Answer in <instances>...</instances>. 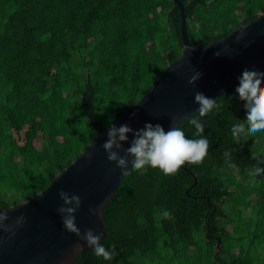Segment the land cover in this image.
Segmentation results:
<instances>
[{"label":"trees","instance_id":"1","mask_svg":"<svg viewBox=\"0 0 264 264\" xmlns=\"http://www.w3.org/2000/svg\"><path fill=\"white\" fill-rule=\"evenodd\" d=\"M181 1L195 46L264 13V0ZM181 23L174 0H0L4 208L46 188L153 88L182 54ZM214 99L221 107L208 114L203 163L174 175L130 168L104 210L101 243L115 245L113 259L86 251L72 264H264V175H248L264 160V132L235 143L231 127L246 120L245 102L238 93ZM180 128L200 138L187 120Z\"/></svg>","mask_w":264,"mask_h":264},{"label":"water","instance_id":"2","mask_svg":"<svg viewBox=\"0 0 264 264\" xmlns=\"http://www.w3.org/2000/svg\"><path fill=\"white\" fill-rule=\"evenodd\" d=\"M174 1L181 11L182 54L167 65L149 92L116 119L112 124L116 127L127 125L134 131L147 123L160 124L165 131L180 127L197 114V92L211 99L219 93L235 94L244 69L264 72V13L220 40L195 46L188 35L185 6L181 0ZM196 72L201 73L200 78L188 83ZM207 123L208 114L204 117V135L208 139ZM108 129L99 133L42 191L9 208L0 204V211H7L9 216L6 224L15 225L17 217H24L22 225L14 226V234L0 229V264H72L80 252L94 251L64 228L57 211L64 206L61 191L81 199L75 213L81 236L91 229L103 241L107 235L105 207L125 177L115 162L108 161L102 147ZM133 138L129 133L128 142L123 143L118 153L121 157ZM133 159L128 157V170ZM90 209H97V214ZM220 245L221 241L217 243L218 249Z\"/></svg>","mask_w":264,"mask_h":264},{"label":"clouds","instance_id":"3","mask_svg":"<svg viewBox=\"0 0 264 264\" xmlns=\"http://www.w3.org/2000/svg\"><path fill=\"white\" fill-rule=\"evenodd\" d=\"M200 76L201 73L196 72L188 83H194ZM262 79H264V72L247 68L244 69L239 78V86L236 88V92L239 94V99L245 102L244 107L247 110V115L245 121L234 123L231 127L233 141L237 144L241 143L242 139L246 141L247 138L264 132V85H262ZM195 103L199 105L197 114L188 118L187 121L196 129L195 135L200 138H187L179 126H173L165 131L160 124L147 123L144 128L134 131L127 125L119 127L112 125L107 132L108 138L102 145L107 153L108 161L115 162L122 175L129 174V156L134 157L131 161V170L137 171L141 175L146 173L148 167L159 169L165 175H174L185 163L202 164L208 155L209 140L202 135L204 124L200 118L205 117L213 109L219 110L221 105L217 103L216 99L208 98L200 92L195 94ZM129 133H132L134 138L130 147L124 149L125 156L121 157L118 153L122 149L123 143L128 142ZM252 159H258L255 153H252ZM226 163H229L230 167H236L230 158L226 160ZM259 165H264V160L259 161L257 166L248 171V175L253 179L264 175V167ZM59 196L63 200L64 206L58 208L57 211L62 217L66 231L74 233L85 241L88 247L94 249V254L97 257H103L104 260L113 259L115 245H112L111 251L106 249L100 242L101 236L94 234L91 229L81 236L75 222V213L81 206L80 197L78 195L69 196L64 191H61ZM90 211L94 215L97 214V209H90ZM159 215L163 219H171V212L167 209H161ZM8 220L7 211H0V229L13 232L14 226H20L24 223L23 216L16 218L15 225L6 224L5 221Z\"/></svg>","mask_w":264,"mask_h":264}]
</instances>
